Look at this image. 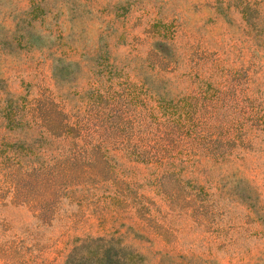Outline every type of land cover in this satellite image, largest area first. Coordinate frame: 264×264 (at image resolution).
<instances>
[{"label":"rangeland","instance_id":"obj_1","mask_svg":"<svg viewBox=\"0 0 264 264\" xmlns=\"http://www.w3.org/2000/svg\"><path fill=\"white\" fill-rule=\"evenodd\" d=\"M0 264H264V0H0Z\"/></svg>","mask_w":264,"mask_h":264}]
</instances>
